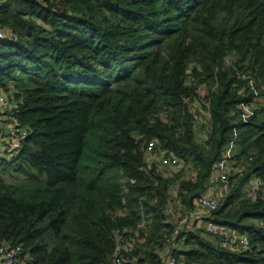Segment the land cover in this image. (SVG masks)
<instances>
[{
  "label": "trees",
  "instance_id": "1",
  "mask_svg": "<svg viewBox=\"0 0 264 264\" xmlns=\"http://www.w3.org/2000/svg\"><path fill=\"white\" fill-rule=\"evenodd\" d=\"M0 27V90L28 130L0 159V240L34 264H264V198L247 192L264 182V0H0ZM149 141L181 162L161 171ZM226 151L228 191L196 219L249 249L202 226L168 245L171 199L194 208Z\"/></svg>",
  "mask_w": 264,
  "mask_h": 264
},
{
  "label": "built area",
  "instance_id": "2",
  "mask_svg": "<svg viewBox=\"0 0 264 264\" xmlns=\"http://www.w3.org/2000/svg\"><path fill=\"white\" fill-rule=\"evenodd\" d=\"M6 38V30L0 27V39ZM264 91V86L261 87ZM264 102V99L259 101V103ZM256 107L255 104H241L239 108L241 109L242 117L248 116L252 109ZM16 101L12 99V96L4 93L0 90V121L3 124V129L1 132L0 139V159L8 158L17 152L21 146L26 136L28 135V130L20 124L18 121L16 112ZM204 122H208V115L202 111ZM229 151H226L224 157L218 159L212 169L211 182L215 185L222 184L227 188L230 186L229 173L231 171L229 160H227V155ZM147 160L155 159L160 167L161 171H167L170 166H176L181 161L171 154H166L165 151H158L155 148L154 141H149L147 143ZM186 166H191L187 164ZM235 173H239V169L234 170ZM228 185V186H227ZM173 186L176 188L179 186L178 183H174ZM247 192L251 197H258L260 199L264 198V182L259 177H252L247 183ZM195 207L191 210L179 214L174 219V229L172 232V237L166 242L171 245L172 240L178 234L182 227H185L188 223L196 220L202 214L209 213L217 208L219 205V200L217 198L199 195L194 199ZM205 232L208 235H220V239L217 240L221 246L228 247L231 250H247L249 249V240L247 237H237L236 233L228 229L226 226L215 223L213 221H207L204 223ZM136 234V233H135ZM119 242L122 243L121 247L123 250L128 251L132 246V242L128 241L126 238L119 236ZM236 240H238L236 242ZM167 255V254H166ZM124 260L118 256L111 259L109 264H123ZM127 262V261H126ZM0 264H34L28 255L22 252V246L20 244L12 245L8 242L0 240ZM164 264H176L175 259L167 255Z\"/></svg>",
  "mask_w": 264,
  "mask_h": 264
},
{
  "label": "crops",
  "instance_id": "3",
  "mask_svg": "<svg viewBox=\"0 0 264 264\" xmlns=\"http://www.w3.org/2000/svg\"><path fill=\"white\" fill-rule=\"evenodd\" d=\"M3 129V124L0 121V139H1V132ZM211 182V180H210ZM209 182V184H210ZM212 183V182H211ZM228 191L227 187L225 185H215V184H210L208 186V188L202 193V195H207V196H211L214 198H217L218 200H220L224 194ZM171 201L173 202V207L171 209H167L166 213H167V219L170 222H174V219L179 215V214H183L185 211L184 205L181 203V201H179V199L176 198H172ZM207 214V213H206ZM199 218H197L196 220H194L193 222L188 223L185 228L186 230L189 229H198L201 226L204 227V223L203 221H199ZM172 220V221H171ZM204 237L206 239H208L209 241L214 242L215 240L210 236V235H204Z\"/></svg>",
  "mask_w": 264,
  "mask_h": 264
},
{
  "label": "rangeland",
  "instance_id": "4",
  "mask_svg": "<svg viewBox=\"0 0 264 264\" xmlns=\"http://www.w3.org/2000/svg\"><path fill=\"white\" fill-rule=\"evenodd\" d=\"M27 171L29 172L28 178L27 177L24 178V175L20 174V173H19L18 176H16V175H11V174H9L7 172L4 173V177H5L7 182H22V183H24V182H26L24 180H27V181L34 180L33 178L30 177V175L32 174L33 171L32 170H28V169H27Z\"/></svg>",
  "mask_w": 264,
  "mask_h": 264
}]
</instances>
